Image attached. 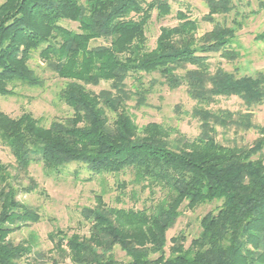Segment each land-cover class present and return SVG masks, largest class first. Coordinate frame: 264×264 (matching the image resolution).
<instances>
[{"label": "trees", "instance_id": "16d2710c", "mask_svg": "<svg viewBox=\"0 0 264 264\" xmlns=\"http://www.w3.org/2000/svg\"><path fill=\"white\" fill-rule=\"evenodd\" d=\"M203 1L209 30L199 34L198 21L178 9L176 23L161 25L153 46L148 24L153 13L157 20L172 13L168 0L0 3V96L15 95L17 83L44 85L30 65L38 53L63 80L58 98L72 109L46 126L29 111L11 116L0 108V143L14 159L0 161V264H119L117 249L126 264H264V124L252 110L264 103V72L238 74L211 61L240 56L233 44L243 23L225 19L236 9L234 0ZM102 81L109 87H87ZM157 85L185 88L193 101L188 114L198 122L194 137L177 126L135 121L128 102L145 106ZM230 96L244 108L215 107ZM248 131L256 137L244 142ZM33 162L47 175L70 163L85 167L84 180L128 175L117 181L115 199L121 203L130 194L135 203L112 205L106 190L95 192L93 203L80 208L85 233L55 227L47 250L36 248L33 233L15 242L14 231L41 220L37 208L19 198L38 188L29 175ZM214 201L221 203L200 217L189 243L180 231L166 249L167 231L183 208Z\"/></svg>", "mask_w": 264, "mask_h": 264}, {"label": "rangeland", "instance_id": "374dc122", "mask_svg": "<svg viewBox=\"0 0 264 264\" xmlns=\"http://www.w3.org/2000/svg\"><path fill=\"white\" fill-rule=\"evenodd\" d=\"M3 0H0V3ZM172 6V13L161 20L155 18L148 24L147 35L149 44L154 45L155 38L159 33L161 25H172L176 23L175 12L178 9L188 10L190 16L198 21V33L202 34L209 30L212 24L206 22L202 17L208 12L203 0H168ZM236 9L226 16L228 24L233 18L242 21L243 27L237 32V38L233 48L239 51L240 56L235 61H226L218 55L211 58L213 63L221 62V65L230 71H237L238 74H254L258 71L264 72V0H234ZM217 20L222 21L224 17L216 16ZM63 25L71 29L77 28V23L63 21ZM30 65L44 79L43 86L31 87L17 83L14 87L15 95L0 96V108L11 116H18L25 111H29L34 117L38 118L42 124L48 126L53 119H61L69 116L72 109L58 98V91L63 85V80L58 78L53 72L45 67L38 53L33 55ZM95 92L100 89L108 88L109 84L102 81L98 85H87ZM147 104L142 107H134L135 100L128 103L132 106L130 111L133 113L138 125L149 121H156L166 125L177 126L179 130L188 138L194 137L198 132V122L188 114L193 105V101L187 96L185 88L180 87L170 90L166 86L157 85L146 100ZM215 107L227 108L230 110L243 109L241 100L236 96L220 97ZM256 121L264 124V103L252 108ZM232 137L229 132L226 134ZM256 137V133L248 131L243 134L244 142H251ZM222 139V135H218ZM0 161L13 163L14 159L9 149L0 143ZM29 175L33 176L38 183L36 191L19 194V198L35 206L41 215V220L36 223L24 226L11 234L12 240L18 242L28 238L30 233L36 235V248L47 250L51 247L47 239V233L55 227L65 229L86 231V227L81 226L80 208L83 205L93 203L95 192L106 190V200L112 205L132 206L135 202L130 194L123 196V202H117L115 195L117 181L127 180L128 175L115 176H95L91 180H84L90 174L82 164H67L59 174L47 175L43 171L39 162H33L29 167ZM131 186L126 187L129 192ZM145 199L147 192L139 194ZM138 202L136 206H140ZM220 201L202 204L195 209L183 208L182 214L177 219L172 228L167 231V247L170 245L171 236L183 231L189 243L190 238L199 231L200 217L210 210H214ZM82 227V228H80ZM116 257L119 264H126L128 257L123 251L117 249ZM25 260L18 264H25ZM66 264H70L67 262Z\"/></svg>", "mask_w": 264, "mask_h": 264}]
</instances>
